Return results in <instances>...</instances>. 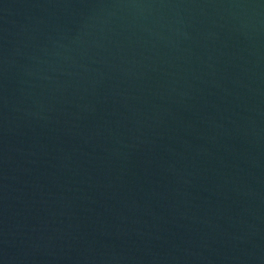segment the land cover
<instances>
[{"label":"water","instance_id":"water-1","mask_svg":"<svg viewBox=\"0 0 264 264\" xmlns=\"http://www.w3.org/2000/svg\"><path fill=\"white\" fill-rule=\"evenodd\" d=\"M0 264H264V0H0Z\"/></svg>","mask_w":264,"mask_h":264}]
</instances>
